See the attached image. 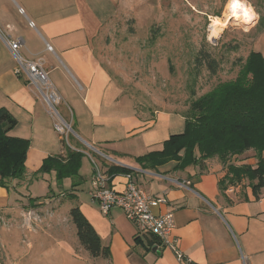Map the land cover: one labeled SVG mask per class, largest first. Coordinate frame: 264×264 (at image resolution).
Returning a JSON list of instances; mask_svg holds the SVG:
<instances>
[{
	"label": "crops",
	"instance_id": "crops-1",
	"mask_svg": "<svg viewBox=\"0 0 264 264\" xmlns=\"http://www.w3.org/2000/svg\"><path fill=\"white\" fill-rule=\"evenodd\" d=\"M116 7L115 0H0V109H6L18 122L10 135L30 141L27 169L41 168L48 157H66L67 147L84 154L81 185L72 189L67 179L75 200L79 199L78 191L90 196L96 166L108 187L118 192L127 189L128 180L124 174L111 175L110 169L121 166L133 170L132 178L141 190L166 198L167 203L153 212L174 214L170 239L184 259L179 261L154 237L141 235L121 209L104 214L87 197L79 202V208L103 246L109 247V259L91 257L81 246L77 229L66 238L68 235L60 232L41 234L25 227L22 235H13L14 240L32 236L40 244L38 259L32 258L29 264H81L82 260L91 264H264V189L256 196L248 181L221 183L227 168L218 158L205 161L202 169L177 161L143 169L135 162V158L161 150L170 136L182 133L185 115L167 109H140L101 63L99 37L116 14ZM17 40L23 61L44 62L50 83L61 97L59 118L70 124L80 147L64 143L54 127L58 117L26 74L16 73L19 63L9 42ZM250 153L236 156L232 162L247 164L249 160L237 159H248ZM250 160L254 164H248H256L254 153ZM22 187L17 180L0 186V212L11 222L13 212L19 214L26 205ZM60 219L56 217L53 224H60ZM139 237L141 242H137ZM29 245L33 250L34 245ZM15 250L22 251L19 246ZM30 254L23 253L18 260L12 255L10 263L1 258L8 264H19Z\"/></svg>",
	"mask_w": 264,
	"mask_h": 264
},
{
	"label": "rangeland",
	"instance_id": "rangeland-1",
	"mask_svg": "<svg viewBox=\"0 0 264 264\" xmlns=\"http://www.w3.org/2000/svg\"><path fill=\"white\" fill-rule=\"evenodd\" d=\"M115 1L117 12L99 37V58L113 80L136 100L140 109H167L180 116L187 115L193 101L219 83L236 79L252 52L264 55V0H238L248 8L249 20L231 11L232 0ZM215 21L223 25L212 35L211 26ZM208 59L218 63L216 73L208 68ZM68 132L65 143L80 147L72 131ZM247 158L237 162L249 160L248 163L254 164L250 160L253 153ZM25 167L26 175L17 181L23 186L21 193L26 205L19 209V214L13 212V222L0 212V257L8 263L12 255L18 260L23 253H31L19 264H29L32 258L39 257L40 244L34 237L23 235L25 239L19 236V241H15L13 235H22L27 227L41 234L60 232L69 238L76 231L71 210L79 207V202L86 197L92 201L83 191H78L79 199H73L70 182L64 180L60 185L54 172L41 177L37 175L40 168L27 169V161ZM243 181L247 183L244 179L239 184ZM30 199L37 201L38 206L28 208ZM58 216L61 222L54 225ZM19 222L23 224L16 225ZM29 243L34 245L33 250L29 249ZM17 246L22 250L19 253L15 250ZM84 255L88 257L86 252Z\"/></svg>",
	"mask_w": 264,
	"mask_h": 264
},
{
	"label": "trees",
	"instance_id": "trees-1",
	"mask_svg": "<svg viewBox=\"0 0 264 264\" xmlns=\"http://www.w3.org/2000/svg\"><path fill=\"white\" fill-rule=\"evenodd\" d=\"M206 56V55H205ZM200 57L197 62H200ZM208 68L216 73L218 63L208 59ZM185 117V128L180 134L170 136L159 151L135 158L143 169L177 161L196 164L203 168L205 161L218 158L227 168L221 183L239 184L246 179L256 196L264 189V55L252 52L245 60L236 79L219 83L215 88L192 102ZM17 120L6 110L0 109V186L10 180H20L26 174L25 163L30 141L10 135ZM65 143V141H64ZM66 145V144H65ZM252 151L255 165H236L232 159ZM84 154L67 147V156L48 157L38 174L54 172L62 185L70 179L72 189L82 183L80 176ZM111 175H131L133 170L115 166ZM73 196V195H72ZM30 199V206L37 207ZM76 226L78 240L93 258H110V249L102 244L96 230L79 207L70 212ZM139 237L137 242H141Z\"/></svg>",
	"mask_w": 264,
	"mask_h": 264
},
{
	"label": "built area",
	"instance_id": "built-area-1",
	"mask_svg": "<svg viewBox=\"0 0 264 264\" xmlns=\"http://www.w3.org/2000/svg\"><path fill=\"white\" fill-rule=\"evenodd\" d=\"M9 43L11 44L12 54L19 63V69L16 73L26 74L30 85L37 89L51 112L58 117V121L54 126L56 131L63 137H67L71 127L59 118L57 105L61 97L50 83L44 70V62L41 59L38 61H23L19 54L20 42L17 40ZM48 50L52 51V48L48 46ZM126 178L128 180L127 189L123 192L115 191L108 187L104 174L96 166L92 179L93 190L90 193L92 201L98 204L104 214H108L115 208L121 209L126 217L137 226L141 235L154 237L160 246L173 250L177 259L182 261L184 259L183 253L176 248L170 239L175 227L174 214L157 215L153 212L154 208L167 203L166 198L151 196L141 190L134 182L132 175H126ZM0 264L8 263L0 257Z\"/></svg>",
	"mask_w": 264,
	"mask_h": 264
},
{
	"label": "bare ground",
	"instance_id": "bare-ground-1",
	"mask_svg": "<svg viewBox=\"0 0 264 264\" xmlns=\"http://www.w3.org/2000/svg\"><path fill=\"white\" fill-rule=\"evenodd\" d=\"M233 1V5H232V8H231V11L233 13L236 14V16H243L245 17L246 19H250V14H249V11H248V8L243 5L241 2H239L238 0H232ZM234 15V14H233ZM232 15V16H233ZM235 16V15H234ZM248 19V20H249ZM220 21V20H219ZM222 24V23H221ZM220 22L218 21H215L212 26H211V32H212V35H216V32L218 31V27H220ZM223 25V24H222Z\"/></svg>",
	"mask_w": 264,
	"mask_h": 264
}]
</instances>
